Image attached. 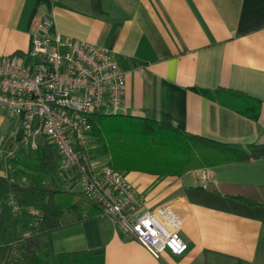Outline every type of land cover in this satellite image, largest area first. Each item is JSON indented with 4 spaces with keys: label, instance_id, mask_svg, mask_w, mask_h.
<instances>
[{
    "label": "crops",
    "instance_id": "0c3cea01",
    "mask_svg": "<svg viewBox=\"0 0 264 264\" xmlns=\"http://www.w3.org/2000/svg\"><path fill=\"white\" fill-rule=\"evenodd\" d=\"M34 8L35 0H0L1 55L27 51L34 20L50 14L65 37L113 53L125 72L127 115L223 142H264V0H50ZM218 88L261 99L259 119L197 90ZM8 119L17 135L22 121L11 114L1 121ZM123 175L143 195L144 210L170 208L183 217L188 250L156 258L111 217L67 212L64 226L44 238L54 264H264L263 221L214 208L187 192L210 182L264 186V157L182 176Z\"/></svg>",
    "mask_w": 264,
    "mask_h": 264
},
{
    "label": "trees",
    "instance_id": "16d2710c",
    "mask_svg": "<svg viewBox=\"0 0 264 264\" xmlns=\"http://www.w3.org/2000/svg\"><path fill=\"white\" fill-rule=\"evenodd\" d=\"M49 3L35 0L34 12ZM95 6L99 9L97 1ZM197 90L243 116L260 117L263 102L259 98L226 88ZM91 122L92 153L124 174L182 176L264 157V142H223L147 116L95 113ZM17 141L15 154L0 159V264H54L52 247L44 238L64 226V214L94 217L103 213V207L75 190L74 182L68 187V175L60 173L58 150L44 134L35 147L24 138ZM187 192L214 208L264 222L263 185L210 182L206 187H189Z\"/></svg>",
    "mask_w": 264,
    "mask_h": 264
},
{
    "label": "built area",
    "instance_id": "2783aa9c",
    "mask_svg": "<svg viewBox=\"0 0 264 264\" xmlns=\"http://www.w3.org/2000/svg\"><path fill=\"white\" fill-rule=\"evenodd\" d=\"M125 72L113 53L84 39L65 37L54 19L34 20L27 51L0 54V108L23 122L35 147L44 134L58 150L60 173L75 179L103 214L154 257L184 254L183 217L170 208L144 210V197L119 170L92 153L95 113L127 115Z\"/></svg>",
    "mask_w": 264,
    "mask_h": 264
},
{
    "label": "rangeland",
    "instance_id": "374dc122",
    "mask_svg": "<svg viewBox=\"0 0 264 264\" xmlns=\"http://www.w3.org/2000/svg\"><path fill=\"white\" fill-rule=\"evenodd\" d=\"M10 113L0 108V157L5 158L6 154H8L11 150V147L17 148L20 146L19 142L16 139V134L11 128L10 120L8 119L6 122L1 121L3 115H9ZM13 122V119H12ZM39 139V135L36 136ZM15 154V149L12 152L11 156ZM62 177V176H61ZM65 177V176H64ZM69 179L68 187L71 183H75V179L72 176H67Z\"/></svg>",
    "mask_w": 264,
    "mask_h": 264
},
{
    "label": "water",
    "instance_id": "95a60500",
    "mask_svg": "<svg viewBox=\"0 0 264 264\" xmlns=\"http://www.w3.org/2000/svg\"><path fill=\"white\" fill-rule=\"evenodd\" d=\"M23 135H24V129L23 127L19 128L18 132H17V135H16V139L17 140H20L23 138Z\"/></svg>",
    "mask_w": 264,
    "mask_h": 264
}]
</instances>
